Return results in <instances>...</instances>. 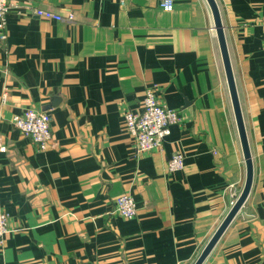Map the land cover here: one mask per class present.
<instances>
[{
	"label": "crops",
	"instance_id": "obj_1",
	"mask_svg": "<svg viewBox=\"0 0 264 264\" xmlns=\"http://www.w3.org/2000/svg\"><path fill=\"white\" fill-rule=\"evenodd\" d=\"M0 39V264H193L245 163L206 0H18ZM253 163L250 192L201 264H264V0H216ZM35 7L74 20H46ZM151 88L181 121L136 151L123 113ZM46 111L56 147L13 127ZM183 154V167L167 160ZM130 194L137 213L112 212Z\"/></svg>",
	"mask_w": 264,
	"mask_h": 264
},
{
	"label": "built area",
	"instance_id": "obj_2",
	"mask_svg": "<svg viewBox=\"0 0 264 264\" xmlns=\"http://www.w3.org/2000/svg\"><path fill=\"white\" fill-rule=\"evenodd\" d=\"M121 5L125 0H120ZM159 7L164 11H170L174 7L173 0H159ZM18 0H0V39L6 37V15L12 10L19 11ZM34 13L46 20H74V13L67 11L65 14L54 12L50 9L35 7ZM260 24L264 28V14L260 18ZM124 129L132 138L136 151H149L162 146L165 136L169 134V127L181 121V115L176 109L166 106L157 96L153 89L148 88L143 94L140 108L137 110L126 109L123 113ZM11 123L14 128L28 136L37 149L46 150L56 147L50 128V116L46 111L26 108L18 114H13ZM5 146L0 145V150ZM183 154L175 152L167 160L169 171L179 170L183 167ZM112 212L122 218L132 219L136 216L137 208L130 194H120L114 199ZM9 215L0 207V246L9 232Z\"/></svg>",
	"mask_w": 264,
	"mask_h": 264
},
{
	"label": "water",
	"instance_id": "obj_3",
	"mask_svg": "<svg viewBox=\"0 0 264 264\" xmlns=\"http://www.w3.org/2000/svg\"><path fill=\"white\" fill-rule=\"evenodd\" d=\"M212 16H213V22H214V28L216 31V36L219 44L220 54L223 62V68L225 72L226 82L228 86V91L232 103V109L234 113V118L239 134L241 149L243 153V159L245 163V181L244 185L236 197L234 203L232 204L230 210L226 214V216L223 218L215 232L212 234V236L209 238V240L206 242L204 247L202 248L201 252L193 262V264H201L206 256L210 253L226 227L229 225L233 217L236 215V213L241 209L242 205L244 204L250 189L252 185V178H253V163H252V156L250 153V148L248 144V138L246 134V128L242 116V111L240 107V102L238 98V93L236 89V84L234 80V75L232 71V66L230 63L229 53L226 45V39L225 34L221 22L220 17V11L217 5L216 0H206Z\"/></svg>",
	"mask_w": 264,
	"mask_h": 264
}]
</instances>
